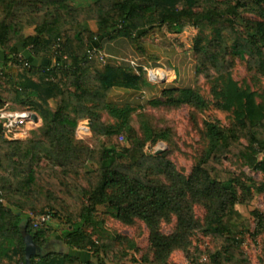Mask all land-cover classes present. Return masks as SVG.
I'll return each mask as SVG.
<instances>
[{
	"label": "trees",
	"instance_id": "obj_1",
	"mask_svg": "<svg viewBox=\"0 0 264 264\" xmlns=\"http://www.w3.org/2000/svg\"><path fill=\"white\" fill-rule=\"evenodd\" d=\"M244 12L259 19L246 21L241 30L235 21ZM184 22L199 31L215 27L214 35L198 34L191 46L192 54L208 62L213 72L196 64L194 72L214 82L216 106L232 110L234 116L229 128L216 120L205 121L207 146L192 174L179 171L161 152L145 151L148 142L159 138L149 129L122 146L94 147L77 138L78 121L86 117L93 139L123 128L131 131L128 114L132 104L111 102L110 91L151 84L141 68L137 73L129 64L102 63L96 53H90L95 41L123 35L141 48L140 41L149 29L170 24L181 31ZM17 46L27 48L33 57L53 61L32 64L12 50ZM0 49L4 52L0 81L7 83L6 87L0 84V105L28 108L41 118V124L21 139H8L0 131V262L7 258L9 264H27L22 231L31 234L37 246L45 247L50 219L61 217L67 224L60 234L67 251L41 252L31 256L28 264H95L91 254L97 264H129L130 240L120 236L96 240L83 230L84 224L95 222L97 207L104 205V213L115 219L129 223L136 217L147 226L154 257L141 264H170L169 253L186 248L191 234L201 226L220 245L212 261L252 264L242 248V234L250 221L236 204H250L254 189L264 192V92L239 85L225 57L230 49L240 58L246 55L247 66L264 76V0H91L86 4L0 0ZM166 95L173 105L208 107V101L191 86H165L161 96ZM52 101L54 108L49 106ZM104 113L116 122L104 121ZM228 154L260 171L262 181L247 183L243 171L225 168L222 159ZM81 170L85 182L76 178ZM198 199L209 204L204 224L193 211ZM252 213L256 218L253 234H258L264 229V214ZM171 214L175 230L164 234L160 219ZM42 215L48 218L34 225ZM199 256L200 251H195L191 264H201Z\"/></svg>",
	"mask_w": 264,
	"mask_h": 264
},
{
	"label": "rangeland",
	"instance_id": "obj_2",
	"mask_svg": "<svg viewBox=\"0 0 264 264\" xmlns=\"http://www.w3.org/2000/svg\"><path fill=\"white\" fill-rule=\"evenodd\" d=\"M69 1L74 4H86L91 0ZM257 19H259V17L256 14L244 12L242 17L235 21V27L244 30L246 21ZM90 26L94 28L96 25L92 23ZM214 28L215 27L212 26H206L202 31H199L197 27L184 22L182 30L178 31L177 26L164 24L160 26L162 36L152 31L150 42L159 48L177 47L178 55H182L184 50L191 52V46L198 34L210 37L215 33ZM217 28H221V26L217 25ZM30 31L31 29H26L27 33ZM221 35L232 44L231 39H229L225 31H221ZM161 37L163 39H161ZM157 54L163 55L164 53L159 49ZM178 55L169 56V60H180ZM192 56L193 61L191 64L183 66L182 64H176L174 62L175 66L171 65L175 69L176 78L171 83H167L166 86L194 87L201 96L208 101V107L201 109L186 103L170 104L167 102L169 96H161L162 89L159 87L160 89L157 90L158 92L152 94L149 98L143 99L140 103L132 104L130 107L131 111L128 114V121L132 128L131 131L123 128L119 133L110 136H101L98 139H93V137H89L88 135L86 140L94 147L111 143H115L117 146L128 145L132 143L135 136L141 138L144 135V130L149 129L152 134L159 138L154 143L148 142L145 145V151L151 154L156 151L161 152L175 164L179 171L187 176L192 174L193 168L196 166L207 146L205 121L216 120L225 128H229L234 122L232 110L226 111L216 106L219 99L214 96L212 91L214 82L202 74H196L194 72L195 64L213 72L212 66L208 62L200 60L199 57L197 58L196 55L192 54ZM164 57L165 58L161 60H166V56ZM246 57V55L244 58L235 56L230 49V52L225 57V61L229 66L232 77L242 87L264 92V76L255 69H251L247 66ZM4 81L5 79H2L0 84L6 87L4 84L7 83ZM159 85L163 84L152 86L158 88ZM155 100H160L161 102L153 103ZM49 106L54 108L55 102H50ZM33 112L36 113L35 111ZM102 118L110 124L116 122L109 119L106 113L103 114ZM38 125H40L39 117L35 124L30 125L31 127L29 130L37 128ZM161 134H163L164 137H160ZM241 141L245 142L244 139H241ZM222 165L236 173L243 171L247 183H250L252 179L253 182L258 185L263 179V174L260 171L246 167L238 158L230 154L222 159ZM83 172L84 170H81L76 178L85 182ZM148 176L157 178L151 174ZM160 179L163 180L161 177ZM208 208L209 204L205 199L194 201L193 211L200 224H204V218ZM236 208L246 215L250 221L249 228L242 234V248L248 255L252 264H264V229L258 234H253L256 227V218L252 213L253 210H257L264 214V192H259L254 189L251 203L248 205L239 203L236 204ZM104 211V205L98 206L94 213L95 222L83 225V230L87 234L91 235V237L96 240L100 236H120L130 240L132 245L128 248V255L130 258L129 264H141L145 259H153V250L148 241L149 230L141 219L135 217L131 222L125 223L105 214ZM49 225L51 226L48 231L50 232L48 236L49 240L45 243L46 249L42 252L67 251L66 244L62 241L60 235L67 228L64 218L52 217L49 221ZM159 226L162 233H172L175 230L174 215H167L160 219ZM189 240L190 244L186 248H175L169 253L167 260L170 264H191V258L195 254V251H200L199 261L201 264H234L226 260H223L221 263L212 261L210 257L219 252L220 245L209 233L204 231L202 226L191 234ZM98 248V254L102 256L101 247ZM91 259L95 264L98 263L97 258L92 254Z\"/></svg>",
	"mask_w": 264,
	"mask_h": 264
},
{
	"label": "crops",
	"instance_id": "obj_3",
	"mask_svg": "<svg viewBox=\"0 0 264 264\" xmlns=\"http://www.w3.org/2000/svg\"><path fill=\"white\" fill-rule=\"evenodd\" d=\"M155 32L157 35L162 36V32L160 31V27H153L148 30L146 33L145 37H143L140 41V46L141 48H136L135 45H133L129 39L123 35H116V36H110V37H104L99 40L95 41V44L93 47H99L108 57L107 63L111 64H123L124 66L128 65L127 62H122L118 63V59H138L140 61L146 62L148 64L156 65V64H165L169 66L170 68L173 69V72L175 74V69L171 66L176 64H182L187 65L191 64L193 61V56L191 52L188 50H184L182 55H178L177 53V47L175 48H159L156 47L155 44L150 42L151 38V33ZM160 38V37H159ZM161 39H163L161 37ZM98 44V46H97ZM161 49V52L164 54H157V51ZM12 50L19 56V57H24L28 59L29 62L32 64H43L47 62H51L53 60H43L41 58H36L33 57L27 48L24 47H14ZM180 53V52H179ZM4 55V52L0 49V62L3 61L1 60ZM171 55H178L180 60H169V56ZM152 56V58H151ZM166 60H161L162 58H165ZM154 57V58H153ZM149 60H148V59ZM192 59V60H191ZM175 62V63H174ZM175 66V65H174ZM176 76V74H175ZM154 84H149L146 85L142 88H137V89H127V88H122V87H114L111 89L110 94H109V100L113 103L123 105V104H137L143 101V99L149 98L152 94L158 92L161 87H165L167 84L159 85L158 88L156 86H152ZM39 117V116H38ZM40 124H41V118L39 117ZM79 122H87L88 123V118H83L78 121ZM78 126V124H77ZM76 126V127H77ZM91 137V132L88 134L84 135L83 137H79L77 134V138L80 139H86ZM21 139V138H20ZM27 214H30L27 212ZM25 216H23L22 224L25 222ZM74 254H77L79 256H83L82 252L80 251H72ZM0 264H9V261L7 258H3Z\"/></svg>",
	"mask_w": 264,
	"mask_h": 264
},
{
	"label": "built area",
	"instance_id": "obj_4",
	"mask_svg": "<svg viewBox=\"0 0 264 264\" xmlns=\"http://www.w3.org/2000/svg\"><path fill=\"white\" fill-rule=\"evenodd\" d=\"M90 53H96L99 60L102 63H107L108 57L100 48H93ZM127 62L138 73L141 68L145 73L148 81L151 84H167L174 81L176 76L173 69L165 64H148L138 59H118V63ZM33 111L25 109H12L7 103L0 105V131L8 139L24 138L28 134L30 125L35 124L33 119ZM79 137L90 132V128L87 122H79L75 130ZM3 198L0 196V202ZM48 218V215H42L35 219L34 225L42 223Z\"/></svg>",
	"mask_w": 264,
	"mask_h": 264
},
{
	"label": "water",
	"instance_id": "obj_5",
	"mask_svg": "<svg viewBox=\"0 0 264 264\" xmlns=\"http://www.w3.org/2000/svg\"><path fill=\"white\" fill-rule=\"evenodd\" d=\"M32 117L35 121L38 120V115L36 113H33ZM22 233H23V241L25 244L24 245L25 259H26V263L28 264L31 256L40 254L39 246H37V244L34 242L31 234L25 232L24 230L22 231Z\"/></svg>",
	"mask_w": 264,
	"mask_h": 264
},
{
	"label": "flooded vegetation",
	"instance_id": "obj_6",
	"mask_svg": "<svg viewBox=\"0 0 264 264\" xmlns=\"http://www.w3.org/2000/svg\"><path fill=\"white\" fill-rule=\"evenodd\" d=\"M46 249V247H39V252L41 253L43 250H45Z\"/></svg>",
	"mask_w": 264,
	"mask_h": 264
}]
</instances>
